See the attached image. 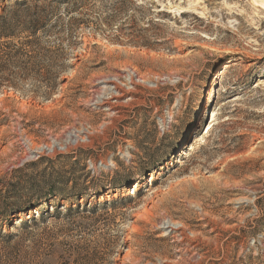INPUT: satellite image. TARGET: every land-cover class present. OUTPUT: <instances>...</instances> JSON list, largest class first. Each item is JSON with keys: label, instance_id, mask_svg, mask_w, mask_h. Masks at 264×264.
Segmentation results:
<instances>
[{"label": "rangeland", "instance_id": "1", "mask_svg": "<svg viewBox=\"0 0 264 264\" xmlns=\"http://www.w3.org/2000/svg\"><path fill=\"white\" fill-rule=\"evenodd\" d=\"M40 5L54 14L37 68L57 86L32 74L0 89V199L57 185L52 206L76 186L81 205L111 203L50 222L74 229L70 263L81 249L97 264H264V0Z\"/></svg>", "mask_w": 264, "mask_h": 264}, {"label": "trees", "instance_id": "2", "mask_svg": "<svg viewBox=\"0 0 264 264\" xmlns=\"http://www.w3.org/2000/svg\"><path fill=\"white\" fill-rule=\"evenodd\" d=\"M83 1L0 0V89L5 86L14 87L16 79L25 80L32 74L40 78L47 75L54 82L50 85L51 89L56 88L59 73H53L50 70L44 75L37 68L48 58V55L40 51L34 52V49H40L42 40L37 37V34L52 33V30L48 28L51 21L50 16L54 14V12H49L48 5L40 4L50 2L71 5L73 7L67 15L76 16L84 7ZM73 22L75 24L62 27L68 37L75 34L74 29H78L76 20ZM56 28H61L60 24L54 27L57 31ZM23 35L26 37L22 38ZM60 58L62 55L51 57L52 60ZM2 126L3 123L0 120V127ZM68 183L65 181V185ZM84 192L85 190H78L76 186L71 191L76 201L68 207H63L62 203L56 206L51 205V199L64 195L62 187L57 185L38 192L29 190L24 193L19 190L11 197L15 202H10L8 197H6L8 199H0V264H97L90 256L81 257L79 254L81 249L77 251L78 258L74 259L73 263L65 261L60 240L63 234H68L74 229L64 231L62 228L52 230L49 227L51 221L58 225L62 224V221L74 222L83 217L85 213L96 216L100 207L107 209L108 205H111L108 201L90 207H87V201H85V204L81 205L79 200L85 198ZM131 201L132 198H129L122 205L131 204ZM43 203L47 204V208L42 209ZM62 208L65 212L61 211ZM32 211H36L39 217L32 215ZM16 220L19 225L14 224ZM6 226L10 229L4 232L2 227ZM11 227L15 229V232H11ZM62 260H64L63 263Z\"/></svg>", "mask_w": 264, "mask_h": 264}, {"label": "bare ground", "instance_id": "3", "mask_svg": "<svg viewBox=\"0 0 264 264\" xmlns=\"http://www.w3.org/2000/svg\"><path fill=\"white\" fill-rule=\"evenodd\" d=\"M133 81V80H132ZM134 87V86H133ZM136 89V88H135ZM115 90H116V95L115 96H112L111 98H109L108 100H106V102H104V104L103 105H105L107 108H108V110L109 111H113V112H115L116 111V106L117 105H120L121 104V100L123 99V97H124V90H122V88H120V87H117L116 86V88H115ZM128 92V91H127ZM124 100V99H123ZM123 102H125V101H123ZM122 102V103H123ZM126 103V102H125ZM1 133V132H0Z\"/></svg>", "mask_w": 264, "mask_h": 264}]
</instances>
